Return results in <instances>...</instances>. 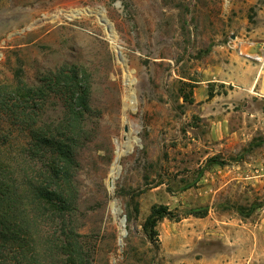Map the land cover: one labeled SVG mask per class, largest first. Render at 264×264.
<instances>
[{
    "label": "rangeland",
    "instance_id": "rangeland-1",
    "mask_svg": "<svg viewBox=\"0 0 264 264\" xmlns=\"http://www.w3.org/2000/svg\"><path fill=\"white\" fill-rule=\"evenodd\" d=\"M112 33L135 79L130 125ZM247 42L264 43V0H0V85L48 91L61 69L76 66L85 75L90 109L75 141L77 193L65 216L80 235L85 264H112L113 257L117 264H264V101L251 97L245 107L257 115L248 122L244 102L237 103L230 122L239 135L218 141L193 93L195 81L212 78ZM66 95L56 85L34 101L39 123L66 115ZM129 131L111 191L116 141ZM155 205L169 214L151 238L145 221ZM48 226L36 229L43 240Z\"/></svg>",
    "mask_w": 264,
    "mask_h": 264
},
{
    "label": "trees",
    "instance_id": "trees-1",
    "mask_svg": "<svg viewBox=\"0 0 264 264\" xmlns=\"http://www.w3.org/2000/svg\"><path fill=\"white\" fill-rule=\"evenodd\" d=\"M79 74L76 66L61 69L48 91L25 83L0 85V264H45L59 257L65 264H85L80 235L65 224L77 193L75 141L90 109L87 85H81L85 75ZM56 85L67 92L68 111L58 123H39L34 101ZM19 136L28 139L20 143ZM135 200L131 205L138 212ZM168 214L165 205L153 206L145 221L149 237L157 236V223ZM47 222L43 240L36 229Z\"/></svg>",
    "mask_w": 264,
    "mask_h": 264
},
{
    "label": "crops",
    "instance_id": "crops-1",
    "mask_svg": "<svg viewBox=\"0 0 264 264\" xmlns=\"http://www.w3.org/2000/svg\"><path fill=\"white\" fill-rule=\"evenodd\" d=\"M195 83V102L200 104L201 117L211 122L210 134L218 141L232 140L239 135V131H232L230 122L232 108L237 103L244 102L242 118L248 122L251 116L257 115L246 110L245 105L251 103V97L264 101V65L238 51L231 52L228 61L214 67L212 78Z\"/></svg>",
    "mask_w": 264,
    "mask_h": 264
},
{
    "label": "bare ground",
    "instance_id": "bare-ground-1",
    "mask_svg": "<svg viewBox=\"0 0 264 264\" xmlns=\"http://www.w3.org/2000/svg\"><path fill=\"white\" fill-rule=\"evenodd\" d=\"M101 15V14H100ZM101 20H103L104 22L108 23V20L106 19V17L104 15H101ZM110 40H112V42L114 43L115 49L118 50L120 53H122L120 46L116 43L117 42V36L116 34L112 33L110 36ZM264 61V59L262 60ZM120 65L123 66L124 68V87L122 88V92H121V99H122V103L124 104V119L126 121V124L130 125V121H129V110L130 108H135L136 106V100H135V96H134V90L132 87V84L134 82L135 79H133V75L131 70L129 69L128 65L126 64V62L124 60H122L121 62H119ZM119 67L115 66L112 70L115 73L116 79L119 78L118 76V69ZM123 75V74H122ZM120 84V83H119ZM118 91V90H117ZM120 104V103H119ZM114 113V112H113ZM113 116H117V113L112 114ZM112 117V116H111ZM116 124V123H115ZM118 138V137H117ZM124 138V139H123ZM122 139L119 138L116 141L117 144V151H116V158L115 161L112 165V168L110 170L109 173V177L110 178V184L113 182L117 176V174L119 173V165H118V161L119 158L121 156V154L123 153V149L126 145L130 144V142L132 141V137H131V131H129L128 133L124 134V137ZM125 140V141H124ZM133 143V142H132ZM106 153V152H105ZM101 155V154H100ZM99 159V158H98ZM101 159V158H100ZM103 164V163H102ZM106 164V162L104 163ZM103 169V168H102ZM104 172V171H103ZM111 191L113 190V186H110ZM112 207H113V212L118 215L122 212V210L120 209V207L118 206L116 201L112 202ZM124 221L122 220L120 222V226H121V237H124V226H123ZM122 244V241H121ZM112 264H117V258L113 257L112 259Z\"/></svg>",
    "mask_w": 264,
    "mask_h": 264
},
{
    "label": "water",
    "instance_id": "water-1",
    "mask_svg": "<svg viewBox=\"0 0 264 264\" xmlns=\"http://www.w3.org/2000/svg\"><path fill=\"white\" fill-rule=\"evenodd\" d=\"M110 27V26H109ZM233 39H236L237 36L233 35L232 37ZM238 52L250 59H254V60H261V58L264 57V43L263 42H247V43H239L238 46ZM121 58L125 61V59L123 58L122 53H120ZM125 130H128V127L125 126ZM111 185H113V182L111 183ZM122 220L124 221L123 226H124V236L127 234V230H126V217L124 216L122 218ZM123 247V243L121 244V249Z\"/></svg>",
    "mask_w": 264,
    "mask_h": 264
},
{
    "label": "built area",
    "instance_id": "built-area-1",
    "mask_svg": "<svg viewBox=\"0 0 264 264\" xmlns=\"http://www.w3.org/2000/svg\"><path fill=\"white\" fill-rule=\"evenodd\" d=\"M263 59H264V57H263V58H261V60H260V61H261V63H262V65H264V61H262Z\"/></svg>",
    "mask_w": 264,
    "mask_h": 264
}]
</instances>
